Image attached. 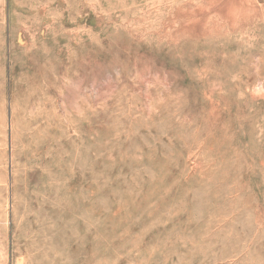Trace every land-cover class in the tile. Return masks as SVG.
<instances>
[{"label": "rangeland", "instance_id": "374dc122", "mask_svg": "<svg viewBox=\"0 0 264 264\" xmlns=\"http://www.w3.org/2000/svg\"><path fill=\"white\" fill-rule=\"evenodd\" d=\"M0 264H264V0H0Z\"/></svg>", "mask_w": 264, "mask_h": 264}]
</instances>
